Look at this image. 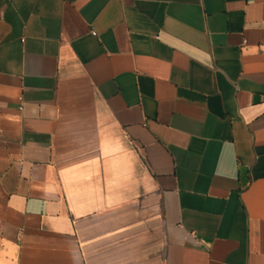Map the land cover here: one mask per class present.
I'll return each mask as SVG.
<instances>
[{
    "label": "crops",
    "instance_id": "0c3cea01",
    "mask_svg": "<svg viewBox=\"0 0 264 264\" xmlns=\"http://www.w3.org/2000/svg\"><path fill=\"white\" fill-rule=\"evenodd\" d=\"M264 0H0V264H264Z\"/></svg>",
    "mask_w": 264,
    "mask_h": 264
},
{
    "label": "built area",
    "instance_id": "2783aa9c",
    "mask_svg": "<svg viewBox=\"0 0 264 264\" xmlns=\"http://www.w3.org/2000/svg\"><path fill=\"white\" fill-rule=\"evenodd\" d=\"M262 100H264V96H262Z\"/></svg>",
    "mask_w": 264,
    "mask_h": 264
}]
</instances>
